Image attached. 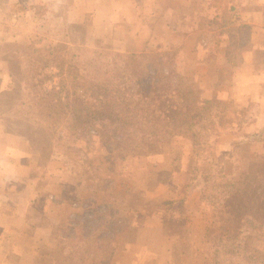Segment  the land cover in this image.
<instances>
[{"label": "rangeland", "instance_id": "374dc122", "mask_svg": "<svg viewBox=\"0 0 264 264\" xmlns=\"http://www.w3.org/2000/svg\"><path fill=\"white\" fill-rule=\"evenodd\" d=\"M79 1L0 0V264H264L263 0L259 30L239 19L252 6L196 0L184 48L151 23L155 6L127 24L110 0ZM168 50L171 80L207 102L157 153L122 155L100 125L70 133L31 110L23 83L40 57L50 89L56 62L110 80L120 55L157 68L142 54Z\"/></svg>", "mask_w": 264, "mask_h": 264}, {"label": "trees", "instance_id": "16d2710c", "mask_svg": "<svg viewBox=\"0 0 264 264\" xmlns=\"http://www.w3.org/2000/svg\"><path fill=\"white\" fill-rule=\"evenodd\" d=\"M142 55L154 57L159 67H151L139 54L120 55L122 63L110 69V80L100 65L85 62L81 66H64L56 62L58 81L50 89L44 87L43 79L47 76L44 67L52 59L40 57L42 62L31 63L23 83L31 110L49 124L63 123L70 133L100 125L122 155L157 153L163 135H179L176 130L172 132L179 119L192 127V119L198 116L194 114L196 109L207 101L193 88L171 80L176 71L173 64L171 68L174 53L170 50ZM164 58L170 65L166 71L160 65ZM244 222L246 227L249 218Z\"/></svg>", "mask_w": 264, "mask_h": 264}, {"label": "crops", "instance_id": "0c3cea01", "mask_svg": "<svg viewBox=\"0 0 264 264\" xmlns=\"http://www.w3.org/2000/svg\"><path fill=\"white\" fill-rule=\"evenodd\" d=\"M31 1L32 2L30 3L32 4L34 2L36 3V0H31ZM207 1H208L207 4H209L212 0H207ZM261 1L262 0H246V2H244L242 0H235L234 2L231 1V3H237V6L239 7V10L241 12L243 10L242 4H247V7L252 6L250 10L244 11V15H242V17H240L239 19L245 23L253 24L255 28L256 25L260 24L259 22L260 14H258L257 9H255V7L257 3H260ZM102 2L103 0H80L79 1L80 4H87V3L92 4V3H102ZM109 2L112 8L113 7L116 8V10L112 9L114 10V16L116 17V20L124 21L125 23L127 22V24H130L131 22H132L131 24H135L134 21L136 20L134 16V12H133L134 10L131 12L132 10L131 7L148 6V5L155 6L156 8H153L150 10V11H153L152 13H155L156 15L154 18L153 17L151 18V23H154V24L156 23L158 27L165 29L167 32H171V33L176 34L177 36H180L181 39H180V44L178 45V47L184 48L186 44L183 41L187 39L192 34V31H194L197 28V20L195 19L196 16L195 14L191 15V12L189 11L190 6L195 5L196 0H110ZM48 7L49 9H51L49 4H48ZM4 9L5 8L0 7V10H4ZM147 11H148V8L147 10H145V14L147 13ZM117 12L121 13L122 16H118L119 14L116 15ZM189 16L191 17L190 20H189ZM261 19L262 18H260V20ZM151 23L142 27V30L144 31V33L147 32L149 36L152 34V29L151 27H149ZM188 25H190V28H188ZM260 28L256 27L257 30H259ZM132 29L133 30L135 29V25L134 27H132ZM148 34H144V35H148ZM253 48H256V47L254 46ZM178 68L179 66H177V69ZM254 75H257L261 79L263 78V74L261 71L260 72L258 71V73ZM143 228H146V227L143 226Z\"/></svg>", "mask_w": 264, "mask_h": 264}]
</instances>
